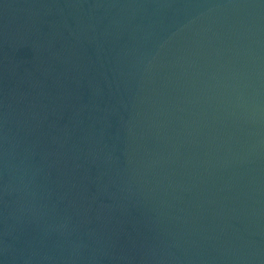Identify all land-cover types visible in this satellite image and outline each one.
<instances>
[{
	"label": "water",
	"instance_id": "obj_1",
	"mask_svg": "<svg viewBox=\"0 0 264 264\" xmlns=\"http://www.w3.org/2000/svg\"><path fill=\"white\" fill-rule=\"evenodd\" d=\"M0 264H264V0H0Z\"/></svg>",
	"mask_w": 264,
	"mask_h": 264
}]
</instances>
